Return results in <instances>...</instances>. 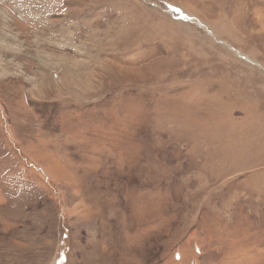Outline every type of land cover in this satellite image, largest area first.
<instances>
[{"label":"rangeland","instance_id":"1","mask_svg":"<svg viewBox=\"0 0 264 264\" xmlns=\"http://www.w3.org/2000/svg\"><path fill=\"white\" fill-rule=\"evenodd\" d=\"M0 264H264V0H0Z\"/></svg>","mask_w":264,"mask_h":264},{"label":"bare ground","instance_id":"2","mask_svg":"<svg viewBox=\"0 0 264 264\" xmlns=\"http://www.w3.org/2000/svg\"><path fill=\"white\" fill-rule=\"evenodd\" d=\"M60 28V27H59ZM60 91V90H59ZM62 93V92H61ZM64 93V92H63Z\"/></svg>","mask_w":264,"mask_h":264}]
</instances>
